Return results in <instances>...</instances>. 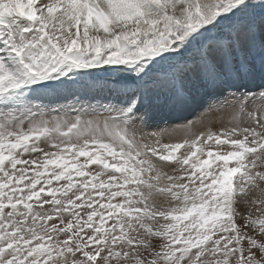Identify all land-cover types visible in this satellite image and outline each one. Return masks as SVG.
Here are the masks:
<instances>
[{"label":"snow or ice","instance_id":"snow-or-ice-1","mask_svg":"<svg viewBox=\"0 0 264 264\" xmlns=\"http://www.w3.org/2000/svg\"><path fill=\"white\" fill-rule=\"evenodd\" d=\"M0 264H264V0H0Z\"/></svg>","mask_w":264,"mask_h":264},{"label":"bare ground","instance_id":"bare-ground-1","mask_svg":"<svg viewBox=\"0 0 264 264\" xmlns=\"http://www.w3.org/2000/svg\"><path fill=\"white\" fill-rule=\"evenodd\" d=\"M203 103H201L199 106H197L196 108H194L193 110L187 112L186 114L183 115V117H181V119H187V120H195L197 118V114L202 110L203 108ZM164 118L161 119H172L166 115H164Z\"/></svg>","mask_w":264,"mask_h":264},{"label":"rangeland","instance_id":"rangeland-1","mask_svg":"<svg viewBox=\"0 0 264 264\" xmlns=\"http://www.w3.org/2000/svg\"><path fill=\"white\" fill-rule=\"evenodd\" d=\"M260 83H261L260 80H255V81L251 82V83L249 84V86L255 88V87H257ZM92 99H93V98H92ZM61 102H66V101H61ZM184 114H186V113H184ZM184 114H183V115H184Z\"/></svg>","mask_w":264,"mask_h":264}]
</instances>
